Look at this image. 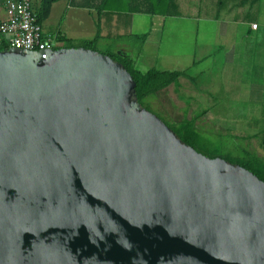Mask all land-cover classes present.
Wrapping results in <instances>:
<instances>
[{"label": "water", "instance_id": "1", "mask_svg": "<svg viewBox=\"0 0 264 264\" xmlns=\"http://www.w3.org/2000/svg\"><path fill=\"white\" fill-rule=\"evenodd\" d=\"M0 264H264V181L182 142L107 54L0 50Z\"/></svg>", "mask_w": 264, "mask_h": 264}, {"label": "rangeland", "instance_id": "2", "mask_svg": "<svg viewBox=\"0 0 264 264\" xmlns=\"http://www.w3.org/2000/svg\"><path fill=\"white\" fill-rule=\"evenodd\" d=\"M94 2L96 1L92 0V4L96 7ZM178 3L181 16L157 17L156 21L159 23L164 20L165 28H172L169 25L174 22L188 27H193L195 24L200 27L205 24L218 25L222 32L217 37L216 43H223V46H214V36L207 37L206 41L213 44L210 45L212 47L211 56L204 63L208 64L209 62V66L204 68L203 64L190 68L188 73L194 77L191 82L181 79L178 86L171 84L167 88L147 96L143 99V107L146 106L147 110L159 116L167 124L177 122L182 118H194L202 113V116L196 120V129L204 138L217 145L221 153L239 157L243 156L245 151H249L264 159V146L260 143L264 129V91L260 98L252 97L249 92L253 82L264 84V66H258L257 70H254L257 72L256 74L248 67V54L254 47V34L260 39L257 41L259 46L264 49V0L257 1L254 9L247 11L248 16L257 18L262 25L260 30L249 36L246 32L247 22L240 15L236 19L224 18L217 21L218 23H214L213 19L202 17V13L205 11H203L204 5L201 0H178ZM257 11L259 12L257 13ZM62 14L61 1L53 6L48 18L43 21V27L53 34L60 31V34L72 38L76 44L80 43L82 39L92 38V25L85 13L63 14V17ZM82 23L85 30L75 31L73 25ZM156 27L144 49L145 66L147 67H141L142 69L149 66H162L160 63L155 64L154 49L160 35V29L158 26ZM166 31L164 29L163 37L168 36L169 39V32L167 34ZM184 36L187 38L190 35ZM228 37H230L229 42L231 43L228 42ZM140 43L139 39L131 35L125 34L122 37H117L116 34H111L102 39L98 49L101 50V53L105 52L103 49L108 44L113 50L125 45L134 51ZM197 43L199 44V41ZM191 45L193 46V42ZM209 47L207 51L206 49L202 51L197 46L196 59H200L204 55L203 53H208ZM187 62L188 59L184 55L177 64L168 63L167 68H176L174 66L182 68L187 65ZM260 62L263 64L262 60ZM231 87L237 88L236 91H231Z\"/></svg>", "mask_w": 264, "mask_h": 264}, {"label": "crops", "instance_id": "3", "mask_svg": "<svg viewBox=\"0 0 264 264\" xmlns=\"http://www.w3.org/2000/svg\"><path fill=\"white\" fill-rule=\"evenodd\" d=\"M75 1L76 0H62V13L66 15L69 14L75 15L81 12L85 13L87 17L90 19V23L92 25V30H91L92 35L94 36L97 31L100 34V38L97 44L98 46L103 38H106L111 34H116L117 37H122L123 35L126 34L129 36L131 35L134 38H137V36L135 35L146 34L145 39L141 41L140 45L136 47L134 51L130 50L125 45L120 46L117 49L113 50L111 45L106 44L105 49H103V51H111L116 54L130 56L134 60L135 66L141 71H146L151 67H155L160 70L188 69L189 72L190 68L202 66L207 60H209L212 51V47L210 45L214 44V46H218V47L223 46V43L220 44L216 43L217 37L219 36L220 32H222L219 30L218 25L205 24L202 27H200L198 24H195L193 27H188L186 25L183 26L174 22V23H170L169 25L172 28L169 27L165 28L164 20L158 23L155 19L157 17H162L160 15H150L144 12H137V11L130 13L129 12L113 13L106 10L100 11L102 0H94L96 1L94 2L96 4V7H94V4H92V0H88V1L77 0V2ZM201 1L203 2L204 5L203 11H205L202 13V17L211 20L213 19L214 23L224 18L236 19L240 15L242 16L243 20L247 22L248 26L246 32L248 33V36L251 33L253 34L254 32L262 28V25L257 20V18L248 16V12H247L248 10H253L255 3L259 0H227L223 5V7L217 5V0H201ZM58 2L52 4L50 13L53 9V6H55V4H57ZM242 10L244 11L242 12ZM258 12L259 11H257V13ZM6 17H7V13L5 9L0 8V20H4L6 19ZM172 17H179V16H171L170 18ZM252 23L257 24L256 29L251 28ZM156 26H158V28L160 29V35H159L158 44H156V47L154 49V55L156 58L155 64L160 63L162 66L161 67L149 66L146 69H142L141 67H147L145 66L146 59L144 56L145 54L144 49L145 47H147V41L149 37L154 32V29L157 28ZM41 27L45 33L48 32L43 27V23L41 24ZM73 28L75 31L85 30L83 23L79 25L74 24ZM164 29L167 30L166 31L167 34L169 32L171 38L169 37L168 39V36L163 37ZM169 29L171 30L169 31ZM172 29L174 30L172 31ZM140 31L142 32L140 33ZM184 35H190V36L185 38ZM209 36L210 37L214 36L213 44H211V42L206 41L207 37ZM229 38L230 37L227 38L228 42H229ZM253 38L255 40L254 47L249 51L248 54V59H249L248 67H250L251 68L250 70L256 74L257 72H254V70H257L258 66L261 65L264 66V49L259 46L257 41H259L260 39H258V36L256 34L253 35ZM197 41H199V44L197 43ZM192 42H193V46L191 45ZM57 45H61V43H57ZM197 46L198 48H201L202 51L205 49L207 51V48L210 46L208 53L207 52L203 53L204 55H202L200 59L199 58L196 59ZM184 55L188 59L187 65L185 67L178 68V66H174L176 68H171V69L167 68L168 63L172 62L173 65H175L179 62L182 56L184 57ZM260 60L263 61V64L260 62ZM203 66L204 68L208 67L209 62L208 64H204ZM191 77L193 80L194 77L193 76ZM181 79H187V78L180 77L178 83L176 84L177 86L181 81ZM236 89L237 88L235 87H231V91L232 90L236 91ZM263 91H264V84H257L253 82L250 85L249 92L251 93L252 97L260 98L263 94Z\"/></svg>", "mask_w": 264, "mask_h": 264}, {"label": "trees", "instance_id": "4", "mask_svg": "<svg viewBox=\"0 0 264 264\" xmlns=\"http://www.w3.org/2000/svg\"><path fill=\"white\" fill-rule=\"evenodd\" d=\"M58 1L62 0L32 1V9L36 15L37 22L40 25L48 18L52 4ZM226 1L227 0H217V5L223 7ZM102 10L113 13H130L137 11L150 15H160L162 17L181 15L178 0H102L100 11ZM49 34L54 37V41L56 43H61V45H56L54 48L83 47L99 51L97 44L100 34L98 31L92 38L82 39L78 44H76L72 38H68L60 34V31H57L54 34ZM135 36H137L140 41H143L146 34ZM7 47V38L5 36H0V50H4ZM102 53L107 54L114 60L120 62L130 73L135 82V94L141 106L144 105V98L167 88L171 84H177L180 77H185L192 81V77L188 73V69L160 70L158 68L151 67L146 71H141L135 66L134 60L128 55L116 54L111 51H105ZM145 108L147 109L146 106ZM201 116L202 113L198 114L194 118H182L179 121L170 124H167L163 119H160L174 131L182 142L191 146L197 152L210 158L221 157L232 164L240 165L264 181V159L249 151H245L243 156L239 157L221 153L217 145L204 138L196 129V120ZM260 143L264 146V129L260 137Z\"/></svg>", "mask_w": 264, "mask_h": 264}, {"label": "built area", "instance_id": "5", "mask_svg": "<svg viewBox=\"0 0 264 264\" xmlns=\"http://www.w3.org/2000/svg\"><path fill=\"white\" fill-rule=\"evenodd\" d=\"M33 0H0V8L5 9L7 17L0 20V36L7 38L8 48L43 52V57L57 43L54 37L45 33L37 22L32 9ZM252 23L251 28L256 29Z\"/></svg>", "mask_w": 264, "mask_h": 264}]
</instances>
